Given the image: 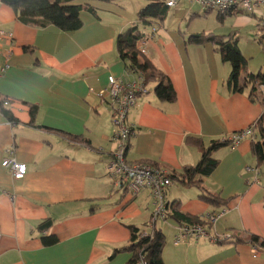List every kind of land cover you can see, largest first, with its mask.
<instances>
[{"label": "crops", "instance_id": "1", "mask_svg": "<svg viewBox=\"0 0 264 264\" xmlns=\"http://www.w3.org/2000/svg\"><path fill=\"white\" fill-rule=\"evenodd\" d=\"M95 8L96 16L82 12L79 30L62 32L53 26L25 25L0 3V27L12 34V40H0V66L6 57L10 64L0 74V99L9 101L12 118L0 112V264H127L131 254L120 249L129 243L130 227L147 232L152 228L156 206L150 192L124 194L108 176L118 143L111 139L109 106L92 93L107 88L109 76L131 83L152 74L147 68L131 70L129 58L120 56L117 41L125 31H139V24L157 26L141 54L156 69L155 78H142L145 91L137 94L128 113L134 133L125 153L128 164L149 163L178 174L200 158V150L188 145L187 138H199L205 145L223 142L262 115L263 107L252 103L247 92L227 88L231 67L213 46L189 38L235 31L239 43L249 26L254 25L255 34L264 31L263 12L258 21L259 15L253 18L243 11L220 16L205 11L207 20L214 14L218 26L213 29L199 27V11L182 13L179 3L168 9L161 26L143 25L133 5L128 19ZM139 32L148 38L151 30ZM135 63L142 65V57ZM159 74L170 84L174 100L155 95L162 81ZM251 141L248 136L235 146L216 149V168L199 179L207 192L225 202L223 207L212 208L198 198L195 187L172 181L165 200L177 201L182 213L222 214L208 228L211 239L178 243L176 223L156 220L154 227L164 241L163 264H264V247L249 239L256 236L264 243V165L256 167ZM11 146L16 161L27 168L20 181L1 166ZM247 167L258 169L256 179ZM46 220L52 227L42 232L39 225ZM43 236H54L57 243L44 246ZM253 245L261 248L256 257Z\"/></svg>", "mask_w": 264, "mask_h": 264}, {"label": "trees", "instance_id": "2", "mask_svg": "<svg viewBox=\"0 0 264 264\" xmlns=\"http://www.w3.org/2000/svg\"><path fill=\"white\" fill-rule=\"evenodd\" d=\"M111 2L116 0H0V3L8 6L16 15L19 22L36 27L45 28L53 26L62 32H73L79 30L83 23L81 19L82 12L90 13L96 16V8L92 2ZM148 2L145 8H141L136 12V16L143 25L154 24L161 26L168 14V7L163 3V0H146ZM207 10L206 12H208ZM229 13V12H226ZM236 13V12H235ZM218 16L224 15L218 13ZM251 17L257 18L256 15L250 14ZM258 16V15H257ZM258 21H261V17L258 16ZM260 27L259 25H257ZM157 30V26L151 27L150 39L154 36ZM145 34L137 31V28H132L125 31L118 37L117 47L120 56L125 60L129 58V68L134 69L136 72L144 69H149L152 74L149 76H142L145 81H149L154 77L156 69L149 64L147 59L141 55L138 50V42L145 38ZM236 32H232L228 35H215L212 33L198 34L189 38L196 44L207 42L210 43L214 51L221 55V59L224 63H228L231 67L229 76L226 80V86L233 93L247 92V96L252 103H258L263 107L262 115L255 122V128L251 134V151L256 160V167L260 168L264 165V73L259 71L254 74L247 69L246 59L242 55L237 42ZM124 51H127L124 52ZM137 57H142L143 64L138 65L135 63ZM161 76L162 81L158 83L155 88V95L159 99L172 101L175 99V94L166 78ZM243 75V81L240 80V76ZM143 82V87H145ZM3 100L0 99V112L11 121L8 108L3 105ZM188 145L197 146L200 150L199 161L195 165H189L183 167L180 173L174 172L168 173V176L172 181H176L177 184L183 186H193L199 190V199L210 205L212 208L223 207L224 203L218 196L212 195L207 192L200 183V178L208 177L216 168L217 161L213 158V152L219 147L229 144L227 141L211 140L208 144L199 138L189 137L186 140ZM143 165H149V163H142ZM255 167V168H256ZM173 183V182H172ZM120 192L124 194H130L127 188L120 187ZM166 194V192L164 193ZM131 195V194H130ZM133 196V195H132ZM165 198V195H164ZM221 212V211H220ZM220 212H212L208 214H218ZM163 214V217L161 216ZM155 218V219H154ZM173 221L178 226H191L202 225L201 216H191L180 211V204L177 201L168 202L165 200V207L162 213L152 214V221L150 223V230L147 232L145 229H139L130 227V239L129 243L121 248V251H126L131 254V258L127 264H163L160 259V253L163 248V236L160 230L154 227L156 220ZM175 225V229H176ZM52 227V222L46 220L39 225L40 231L48 230ZM252 243H259L264 247V243L260 242L256 236H250ZM42 244L44 246H52L57 243V238L54 236L41 237ZM117 250L116 252H119Z\"/></svg>", "mask_w": 264, "mask_h": 264}, {"label": "built area", "instance_id": "3", "mask_svg": "<svg viewBox=\"0 0 264 264\" xmlns=\"http://www.w3.org/2000/svg\"><path fill=\"white\" fill-rule=\"evenodd\" d=\"M188 1L190 4L196 5L205 11H215L221 14L236 10L237 12L243 11L261 17L262 10L264 9V0ZM179 2L180 0H163V3L168 8L177 6ZM3 38L12 40V34L5 32L0 27V40ZM149 40H151L150 36L148 38H143L138 42L137 47L141 54L145 52L144 48ZM9 65L8 57H6L1 63L0 74L7 72L10 68ZM144 91L143 80L140 77L136 81L128 83L114 78L113 76H109L108 87L97 92L92 90V93H95V95L98 96L99 101L102 104L109 106L112 112L111 121L114 126V132L111 139L118 143V148L115 150L113 160L108 166V175L111 178H114V186L117 185L118 188H127L131 195H135L145 190L149 191L155 200L156 214L163 212L165 207L164 193L172 184L168 172L160 168L143 164H128L125 160V153L127 151L129 139L134 135L132 127L127 122L128 113L135 105L137 94ZM3 105L6 107L9 106V101L4 99ZM254 128L255 123L244 131L227 136L224 140L235 146L241 140L248 136L250 137ZM14 151V147L12 146L6 150V156L2 160L1 166L9 171L14 180L20 181L26 176L27 168L25 164L16 161ZM246 172L251 173L254 176V179H256L259 174L258 169L255 167H247ZM221 214L222 213L220 212L217 215L206 214L201 216L202 225H176L177 235L174 238V242H184L189 239H211L208 234V228L214 226ZM161 216L163 217V214ZM260 249L261 248L258 245H253L251 251L253 257L257 256ZM140 264H143V262L141 261Z\"/></svg>", "mask_w": 264, "mask_h": 264}, {"label": "rangeland", "instance_id": "4", "mask_svg": "<svg viewBox=\"0 0 264 264\" xmlns=\"http://www.w3.org/2000/svg\"><path fill=\"white\" fill-rule=\"evenodd\" d=\"M92 3L96 7L100 6L101 8L108 11H113L114 16L119 14L120 17H127V19L131 15L130 12H132L131 5H133L135 8V12H138L140 8H145L148 4L146 0H116L111 2L94 1ZM120 6L124 7L126 12H123ZM179 6L180 8H183L182 13H186L187 11H199V15H201V17H199V19L196 21L198 22L199 27L205 28L210 25L211 28L215 29L218 26L214 19V14L210 15L208 20L205 19V16H202L204 15L205 10L196 5L190 4L188 0H180ZM262 11L264 13V9ZM170 12L173 13V10H170L169 13ZM100 15L102 17H111L104 13ZM134 17L135 16H133V18ZM134 19H136V17ZM137 27L138 30L140 29L139 31L147 30L150 32L151 30L150 27L145 28L140 24L137 25ZM239 41L240 42L238 43V46L242 52V55L246 59L247 69L254 74L258 73L259 71L264 73V31H260L258 34H255L254 25L249 26L241 32Z\"/></svg>", "mask_w": 264, "mask_h": 264}]
</instances>
